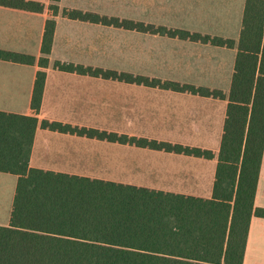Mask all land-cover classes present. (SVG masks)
Masks as SVG:
<instances>
[{"label":"crops","instance_id":"0c3cea01","mask_svg":"<svg viewBox=\"0 0 264 264\" xmlns=\"http://www.w3.org/2000/svg\"><path fill=\"white\" fill-rule=\"evenodd\" d=\"M41 12L0 4V49L34 55V64L0 60V110L215 152L180 154L44 128L30 166L209 198L228 98L63 71L56 60L223 90L228 95L246 0H52ZM64 9L179 28L235 40L233 47L73 19ZM56 20L42 106L32 108L48 19ZM18 176L0 171V225L10 221ZM255 205L264 207V152ZM243 264H264V218L252 217Z\"/></svg>","mask_w":264,"mask_h":264},{"label":"trees","instance_id":"16d2710c","mask_svg":"<svg viewBox=\"0 0 264 264\" xmlns=\"http://www.w3.org/2000/svg\"><path fill=\"white\" fill-rule=\"evenodd\" d=\"M59 1L52 0L54 13ZM0 4L36 12L45 8L35 0H0ZM64 13L73 19L217 46L236 44L230 38L96 12L64 9ZM55 27V19L46 21L32 95L36 113L42 106ZM237 46L228 95L176 81L54 62L63 71L227 97L209 198L34 168L30 155L39 124L54 131L204 158H213L212 150L0 110V171L18 176L9 224L0 225V264H243L251 219L264 218V207L255 205L264 152V0H246ZM0 60L34 64L37 58L0 49Z\"/></svg>","mask_w":264,"mask_h":264}]
</instances>
